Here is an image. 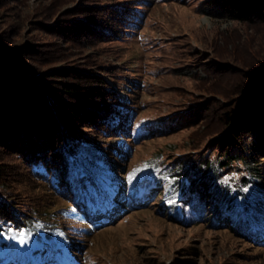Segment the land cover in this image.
Instances as JSON below:
<instances>
[{
  "label": "rangeland",
  "instance_id": "1",
  "mask_svg": "<svg viewBox=\"0 0 264 264\" xmlns=\"http://www.w3.org/2000/svg\"><path fill=\"white\" fill-rule=\"evenodd\" d=\"M225 2L0 0V38L11 41L9 49L34 47L39 63L30 61L39 69L99 76L111 101L120 97L134 121L119 139L86 127L87 141L75 145L77 155L91 157L89 164L102 172L106 193L114 196L119 187L126 194L119 202L124 210L93 229L70 217L67 196L33 177L21 156L3 157L1 193L26 216L38 215L23 227L0 218V255L5 240L18 242L26 254L36 233L60 225L80 264H264V245L213 222L216 198L202 220L184 219L178 195L167 193L181 186L176 172L184 169L190 177L209 162L215 170L214 182L206 176L208 184L221 187L216 203L226 218L236 216L235 203H225L230 194H249L257 186L264 195V140L253 153V137L245 136L228 149L236 158L219 165L223 113L247 73L264 61V22L232 19ZM121 6L138 17L134 25L118 14ZM152 186L149 202L134 205Z\"/></svg>",
  "mask_w": 264,
  "mask_h": 264
},
{
  "label": "trees",
  "instance_id": "2",
  "mask_svg": "<svg viewBox=\"0 0 264 264\" xmlns=\"http://www.w3.org/2000/svg\"><path fill=\"white\" fill-rule=\"evenodd\" d=\"M225 8L232 19L264 22V0H226ZM118 9L123 21L130 26L135 24L138 17L134 12L122 6ZM9 41L0 38V154L3 155L0 180L5 175L3 157L17 154L33 177L47 183L57 194L67 196L71 201L67 211L70 217L92 229L107 224L124 210L119 202L126 198L125 190L117 187L114 196L106 193L100 184L102 172L93 167L94 162L92 166L89 164L91 157L77 155L75 145L87 141L83 130L91 125L99 127L102 133L108 131L121 137L134 127L133 111L116 94L111 101L99 76H88L67 67L39 69L30 61L39 63L34 47L26 44L11 50ZM247 74L234 105L223 113L224 130L219 144L225 154L219 161L221 167L236 158L229 155L228 149L238 146L245 136L253 137L250 145L253 153L264 140V61ZM103 98L109 102H103ZM204 166L190 177L184 169L176 172L175 182L181 180L178 183L181 186L174 191L167 189L168 194L178 195L182 218L202 220L207 210L213 212L212 200L216 198L214 223L231 225L243 237L264 245V195L259 188L256 186L249 194H230L225 203H235L236 216L226 218L222 204L218 209L216 203L221 187L218 182L209 186L207 180L209 176L213 181L211 173L215 168L209 162ZM147 189L145 194L135 197L134 205L149 202L148 196L153 195L155 186ZM127 195L130 199L125 205L131 206V187ZM37 215L26 216L0 191V218L5 222L23 227ZM36 234L29 240L26 254H22L18 242L5 240L2 244L6 250L0 255V264H80L71 247L72 237L63 227Z\"/></svg>",
  "mask_w": 264,
  "mask_h": 264
}]
</instances>
